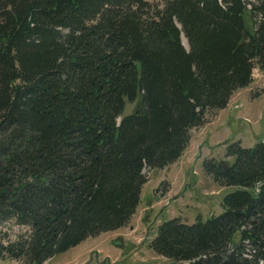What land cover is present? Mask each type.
Masks as SVG:
<instances>
[{
	"label": "trees",
	"instance_id": "1",
	"mask_svg": "<svg viewBox=\"0 0 264 264\" xmlns=\"http://www.w3.org/2000/svg\"><path fill=\"white\" fill-rule=\"evenodd\" d=\"M255 67L264 0H0V224L27 228L0 231V259L42 264L125 226L143 169L176 161ZM225 155L203 162L235 186L222 212L150 240L169 264H264V140Z\"/></svg>",
	"mask_w": 264,
	"mask_h": 264
},
{
	"label": "rangeland",
	"instance_id": "2",
	"mask_svg": "<svg viewBox=\"0 0 264 264\" xmlns=\"http://www.w3.org/2000/svg\"><path fill=\"white\" fill-rule=\"evenodd\" d=\"M181 39L186 44L183 35ZM141 103L138 99L127 101L122 116L131 114ZM225 107L208 115L202 126L191 129L183 156L171 166L143 169L146 182L136 211L125 226L87 237L42 264H169L171 259L149 247L158 225L173 217L191 224L198 218L205 221L216 216L223 210V196L235 189L218 185L205 172L204 160L214 158L228 163L232 161L225 155L228 144L239 141L242 147H252L264 138V71L255 68L252 82L234 91ZM26 229L14 220L0 224L1 233L9 239ZM0 264L24 263L6 257L0 259Z\"/></svg>",
	"mask_w": 264,
	"mask_h": 264
},
{
	"label": "crops",
	"instance_id": "3",
	"mask_svg": "<svg viewBox=\"0 0 264 264\" xmlns=\"http://www.w3.org/2000/svg\"><path fill=\"white\" fill-rule=\"evenodd\" d=\"M225 108H226V107H225ZM225 108H223V109H225ZM223 109H222V110H223ZM182 156H183V154L181 155V157H182ZM181 157H180V158H181Z\"/></svg>",
	"mask_w": 264,
	"mask_h": 264
}]
</instances>
